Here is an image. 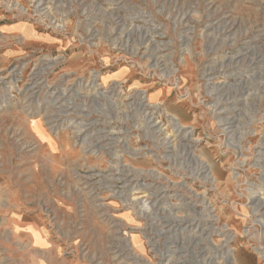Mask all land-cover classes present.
<instances>
[{
    "label": "rangeland",
    "instance_id": "374dc122",
    "mask_svg": "<svg viewBox=\"0 0 264 264\" xmlns=\"http://www.w3.org/2000/svg\"><path fill=\"white\" fill-rule=\"evenodd\" d=\"M52 3L0 0L1 199L38 264H264V0Z\"/></svg>",
    "mask_w": 264,
    "mask_h": 264
},
{
    "label": "crops",
    "instance_id": "0c3cea01",
    "mask_svg": "<svg viewBox=\"0 0 264 264\" xmlns=\"http://www.w3.org/2000/svg\"><path fill=\"white\" fill-rule=\"evenodd\" d=\"M15 28L21 29L19 25H16ZM1 195L0 189V219L3 220L0 226V246L9 254L16 256L18 249L23 245L25 249L21 255L29 264H38V256L43 252L46 254V258L49 254L54 255V251H50L52 242H48V238L42 227L38 225L37 220L31 217L21 220L18 211L11 209L12 196L6 199L4 205Z\"/></svg>",
    "mask_w": 264,
    "mask_h": 264
},
{
    "label": "built area",
    "instance_id": "2783aa9c",
    "mask_svg": "<svg viewBox=\"0 0 264 264\" xmlns=\"http://www.w3.org/2000/svg\"><path fill=\"white\" fill-rule=\"evenodd\" d=\"M34 5H35V9L37 12H41L44 15H47V12L50 10V4L53 5V1L55 0H32ZM39 75H38V71H35L33 73V78L31 81H29V83L25 84V88L21 91L24 92L25 89L27 88L26 92V96L28 94H30V91H32V89L35 87L34 91L36 90L37 87L41 86L43 84V80H39L38 79ZM30 98V97H28ZM26 99V98H25ZM6 100V99H5ZM4 100V102H5Z\"/></svg>",
    "mask_w": 264,
    "mask_h": 264
},
{
    "label": "bare ground",
    "instance_id": "6f19581e",
    "mask_svg": "<svg viewBox=\"0 0 264 264\" xmlns=\"http://www.w3.org/2000/svg\"><path fill=\"white\" fill-rule=\"evenodd\" d=\"M93 36V35H92ZM112 91V90H111ZM61 99V98H60ZM59 100V99H58ZM57 102V101H56ZM144 106V105H143ZM148 106V105H147ZM141 107H142V105H141ZM51 119V118H50ZM172 121V120H171ZM175 121V120H174ZM109 125V124H108ZM180 125V124H179ZM85 126V125H84ZM89 126V125H88ZM174 127V126H173ZM85 128V127H84ZM178 128V127H177ZM92 130V129H91ZM82 132H83V130H82ZM38 133V132H37ZM178 133V132H177ZM38 137V136H37ZM46 138V137H45ZM50 141H52V140H50ZM49 145V144H48ZM52 146V145H51ZM95 146V145H94ZM87 149V148H86ZM93 149H94V147H93ZM200 161V160H199ZM207 168L208 167H206V166H203L202 167V169H206L205 171L203 170V173L204 172H207ZM114 176V175H113ZM108 178V177H107ZM147 210V209H146ZM148 211V210H147ZM141 212V211H140ZM150 212V211H149ZM210 212V211H209ZM142 213V212H141ZM209 214V213H208ZM209 216V215H208ZM212 217V216H211ZM212 219V218H211ZM176 220V219H175ZM168 221V220H167ZM184 224V223H183ZM171 225V224H170ZM188 227V226H187ZM178 229V228H177ZM229 243V242H228ZM219 248V247H218ZM212 250V249H211ZM214 250V249H213ZM171 252V251H170ZM175 252V251H174ZM226 254V253H225ZM196 255V254H195ZM196 257V256H195ZM233 258V257H232ZM229 262H231V261H229ZM194 263V262H193ZM229 264V263H228Z\"/></svg>",
    "mask_w": 264,
    "mask_h": 264
}]
</instances>
